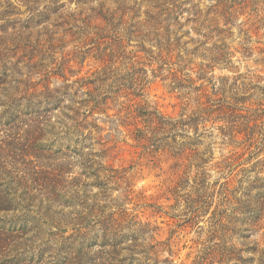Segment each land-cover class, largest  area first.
<instances>
[{
  "label": "clouds",
  "instance_id": "clouds-1",
  "mask_svg": "<svg viewBox=\"0 0 264 264\" xmlns=\"http://www.w3.org/2000/svg\"><path fill=\"white\" fill-rule=\"evenodd\" d=\"M172 8L173 0H0V196L6 190L9 202L0 222L16 223L0 234V264L41 251L39 264H57L61 245L81 234L89 242L74 264H264V95L234 87L249 100L224 117L225 134L207 123L220 118L208 99L209 78L221 88L216 69L244 71L243 60L264 85V60L252 64L264 58V0L232 8L221 36L215 22L205 28L202 60L165 55ZM101 35L119 41L115 54L83 56ZM224 39L232 47H212ZM138 63L148 70L134 72Z\"/></svg>",
  "mask_w": 264,
  "mask_h": 264
},
{
  "label": "trees",
  "instance_id": "trees-1",
  "mask_svg": "<svg viewBox=\"0 0 264 264\" xmlns=\"http://www.w3.org/2000/svg\"><path fill=\"white\" fill-rule=\"evenodd\" d=\"M243 0H215V4H210L208 7L201 8L199 7V3H194L193 0H173V8L171 10H166L168 12V19L171 21V24L168 28L165 29L166 32H168V37L165 42V55H168L169 53H172L175 55L177 59L181 58V44L185 43L186 41L181 42L180 35L176 33V30L182 26L183 22L181 21L182 18L185 19V22L188 25H191L190 30L193 31L195 34L199 36H205L207 37V33L204 31L205 28H210L211 24L213 22L216 23V28L212 29V31L216 32L217 36H221L225 29L220 27V21H223L224 23L228 22L227 17L231 15L230 10L234 8L237 4L242 3ZM185 13L188 15L185 16ZM203 17V18H201ZM0 27H3V25H0ZM131 32V29H130ZM192 42L195 43V46L189 49L187 51L191 54H195L196 52H200V48L207 43V39L201 41L199 44L196 43V40L194 38H191ZM220 45L213 44L212 47L216 48L217 50H220L223 48H230L228 44L222 40ZM93 48H88L85 50H82V55L86 56L89 54L94 55L98 59H102L105 57V54L107 53L109 58L115 54V50L118 49L119 41L116 38L109 39L106 35H101L99 40H94L93 42ZM160 43L159 41L157 42ZM109 49H113L112 52H109ZM245 51H247V47L244 46ZM191 50V51H190ZM201 57H206L207 53L200 52ZM187 56V55H186ZM93 57V59H96ZM213 60H217L218 58L216 56L212 57ZM264 60V58H261V61ZM191 62V60H190ZM158 68H163L162 65H158ZM147 67L140 65L139 63L135 66V71H147ZM133 73L128 74V79L131 81ZM250 77L259 79V74H252L248 76H242L239 75L237 77H234L235 81H233L230 85L225 87V81L227 78H223L224 83L223 86H221L220 91L218 92L216 89V85L213 84V82L208 80V83L212 85L211 90L209 89L210 96L208 99L215 98V105L216 107L213 109L212 114L216 115L220 118L213 121L214 123H220L219 129L221 130V134L224 135L223 127L224 123L226 122L224 117L232 116L233 113L236 112V110L240 107H242L244 104L248 103L249 96L244 95H237L236 92L233 90L235 87L236 90L239 91H249L250 89H256L259 91L262 95H264V85H260L259 83H252V79ZM246 79V81H243L241 84H238L239 79ZM116 83L117 87L122 86L123 79H118ZM131 87V83L128 85ZM202 87V85L197 84L196 89L199 90ZM251 95V93H250ZM229 96H231L232 100L235 101L234 103H228ZM207 103V100L205 101ZM223 113V116H220V114ZM143 112L137 113V115H142ZM244 113H239V115H243ZM93 126H96L93 122ZM123 126V125H122ZM143 135V130L138 128L136 129V136L141 137ZM173 139H175L173 137ZM159 147V145H157ZM183 151V148H179L173 152V155L171 156V160H173L171 164V168L173 169V174H175L181 164V159L177 157L180 155V153ZM181 156L183 154L181 153ZM261 193H257L259 196ZM9 204L7 197H6V190L5 195L0 196V207H7ZM160 209H163L161 205L159 206ZM243 207V205H242ZM209 209H211V206H209ZM211 211L212 213H215V209L213 208ZM167 214V213H165ZM158 227V226H157ZM16 229V223L11 224L9 227H5L3 222H0V234H7L8 232H11ZM77 240H79V246L77 247ZM89 242L88 235L87 234H81L79 236H73L70 238H67L64 242V244L61 245L59 254H58V260L57 264H74V261H83L84 255H85V245ZM95 242L94 240L92 241ZM73 251H75L76 256L74 257L72 255ZM143 251V250H141ZM43 257V251H41L39 257H37L35 254L28 256L27 254L22 255L19 260L16 261V264H33V261L35 264H39V261L42 260ZM150 258V257H149ZM138 258L133 256L132 260H137ZM251 259V258H249Z\"/></svg>",
  "mask_w": 264,
  "mask_h": 264
},
{
  "label": "rangeland",
  "instance_id": "rangeland-1",
  "mask_svg": "<svg viewBox=\"0 0 264 264\" xmlns=\"http://www.w3.org/2000/svg\"><path fill=\"white\" fill-rule=\"evenodd\" d=\"M195 2L196 3H199V4H201V3H203V0H195ZM210 5V4H209ZM181 21L183 22V24H182V26H180L177 30H176V33L178 34V35H180V38H181V42L182 41H186V44L185 43H182L181 44V49H180V52H181V54L183 53V55H188L187 53V51H189V49H191L192 47H194L195 46V43H193L192 42V40H191V38H194V40H196V38L199 36V35H197V34H195L193 31H191L190 30V28L188 27L189 25L185 22V19L184 18H182L181 19ZM193 33L195 34V35H193ZM221 42H223V41H221ZM224 42L226 43V44H228L230 47H232V45H230L229 43H228V40L227 39H224ZM244 46H246L247 47V45H241V47H243L244 48ZM191 51V50H190ZM198 52H196L193 56H195L196 54H197ZM234 55H235V53H233ZM250 55V54H249ZM241 56L243 57L244 56V54L243 53H241ZM199 58L202 60V59H204V57H201V54H200V52H199ZM244 59H247V57H245ZM261 59V58H260ZM260 59H254V60H252V64H260V61H258V60H260ZM190 60H191V58H190ZM240 66H242L245 70L244 71H239V70H237L236 72H233L232 71V69H228V68H222V69H216L215 71H217L218 73L219 72H223L224 73V75H218V79L220 80V84H221V86H223V83H224V80H223V78H227V79H231V83L233 82V81H235L234 79V77H237V76H239V75H242V76H248V75H252V74H259L258 72H254V70L250 67V65L248 64V63H246V62H243V60H242V63H241V65ZM239 67V66H238ZM229 74H230V77H229ZM210 80L212 81V79L210 78ZM243 81H246V79L244 78V79H239L238 80V84H241ZM213 82V81H212ZM214 84V83H213ZM211 85V84H210ZM261 85V84H260ZM210 90H211V88H210ZM207 123H209V124H211V123H214L213 121H208ZM219 124L220 123H215V125H216V132H218L221 136H222V134H221V130L219 129ZM123 127V126H122ZM125 131H127V129H125ZM201 135L202 136H205V138L206 139H208L209 140V142H211V140H212V138H213V136H214V132L212 131V130H207L206 132H204V133H201ZM130 139H131V137H130ZM201 143H204V141H201ZM221 143H222V141H221ZM184 146L183 145H181L179 148H183ZM171 158V157H170ZM166 162V161H165ZM172 162H173V160H172ZM172 164V163H171ZM171 164H169L168 165V167H169V169H171L172 171H173V169L171 168ZM216 183H218V181H216ZM161 206L162 207H165L164 206V204H161ZM213 208L211 207V209H208V210H212ZM161 210H163V209H160V207L157 209V212H159V211H161ZM211 212V211H210ZM165 215H167V214H165ZM175 215H178V213H174L173 214V216H175ZM169 220H173V217H169L168 218ZM173 222H175V221H173ZM160 223L161 224H163L164 223V221L163 220H161L160 221ZM179 226V225H178Z\"/></svg>",
  "mask_w": 264,
  "mask_h": 264
}]
</instances>
